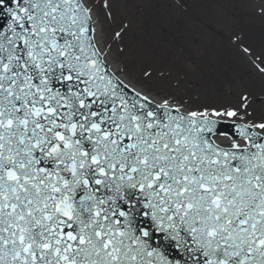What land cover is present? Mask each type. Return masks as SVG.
Wrapping results in <instances>:
<instances>
[{"label": "snow or ice", "instance_id": "6c2138e0", "mask_svg": "<svg viewBox=\"0 0 264 264\" xmlns=\"http://www.w3.org/2000/svg\"><path fill=\"white\" fill-rule=\"evenodd\" d=\"M110 7L0 0V264H264V119L130 87Z\"/></svg>", "mask_w": 264, "mask_h": 264}, {"label": "rangeland", "instance_id": "374dc122", "mask_svg": "<svg viewBox=\"0 0 264 264\" xmlns=\"http://www.w3.org/2000/svg\"><path fill=\"white\" fill-rule=\"evenodd\" d=\"M130 1L111 0V7L103 8V39L111 55L120 56L128 50L129 41L136 40L138 50L126 61L119 60L126 74L130 70L139 72L152 80L144 84L149 91L192 111L223 112L235 106L233 102L217 100L220 93L203 95L205 87L212 92L234 89L239 100L247 92L251 99L242 79L228 74L226 69L236 52L245 55V48L250 52L245 56L251 68L258 72L257 65L264 67L260 64L264 49L251 42L258 27L264 30V0H138L137 6ZM104 3L110 4V0ZM157 7L160 14L155 11ZM116 32L121 36L116 37ZM160 43H168V51ZM261 76L254 84L258 90L252 91L255 102L264 96V75ZM199 85L200 89L192 90ZM185 90L193 93L192 104L179 97ZM214 94L218 98L213 99Z\"/></svg>", "mask_w": 264, "mask_h": 264}, {"label": "bare ground", "instance_id": "6f19581e", "mask_svg": "<svg viewBox=\"0 0 264 264\" xmlns=\"http://www.w3.org/2000/svg\"><path fill=\"white\" fill-rule=\"evenodd\" d=\"M137 1L138 0H131L130 3L133 4V6H137ZM114 4V1H113ZM110 5H111V0H110ZM159 7V6H158ZM158 7L157 9H155V11H158ZM159 13V11H158ZM160 14V13H159ZM98 15H99V23L97 25V29L100 35V39L104 42V26H106V22H105V18L103 17V8H100L98 10ZM130 40V38H129ZM131 41V42H130ZM127 46L128 50H124L123 53H120V56H115V55H111L110 59L113 61V66L114 67H118L120 69H122V78L125 80V83L129 84L132 87H135V89L137 90H144V94H147L148 96L151 97H157V98H163V99H167L164 97L159 96L158 94L149 91L144 84L148 83V82H152V80H147L144 78V76L140 75L139 72H136L135 70H130L128 72V74H126L123 71L122 68V64L119 63V60L121 59L123 62L126 61L128 56H131L133 53H135L138 50L137 44H136V40L132 41L130 40ZM251 42L253 43L254 46H256L257 48H262L264 49V30H262L261 27H258L253 36H251ZM162 44L163 48H165V51H168V43H160ZM179 51V50H178ZM182 53V51H181ZM250 53V52H249ZM246 55V54H245ZM244 54H241L240 52L237 53L236 52V56L234 58L231 59V63L230 66H227L226 72L228 70V74L234 76L235 78L238 79H242V83L244 84V86L246 88H248V90H250V97L251 99H249L247 92H246V97L248 98L247 101H245L246 103L250 104V107L248 108V112L251 116V118L253 120H256L259 117H262L264 119V96H263V100H261L260 102H255L254 97L252 96V91L255 88L256 90H258V87L255 84V82L259 81L260 79H262V76L258 74V72H256L255 70H253L251 68V66L249 65L248 61H247V56H245ZM246 74V75H245ZM246 76L249 77V80L246 79ZM201 85L199 86H194L192 90H198L200 89ZM201 91V90H200ZM204 92H202V94L206 95V96H210L208 94V92L211 93H220V97L217 100L220 101H226L227 103H231L233 102L235 105L233 107L236 108L241 100H239V97L237 98V93L236 91L230 90V92H219V91H209L207 89V87H205V89L203 90ZM193 93H191L190 91L188 92V90L182 91L179 97H184V101L186 104H192V102H194V97L192 96ZM191 97V99H190ZM253 97V98H252ZM213 99L218 98L216 94H214L212 96ZM236 101V102H235ZM239 101V102H238ZM176 104V103H175ZM176 106H180L182 108V111H192V109L190 110L187 107H184V105H176ZM218 119H224L225 121H231V122H235V123H239V121H234L233 118H229V117H220Z\"/></svg>", "mask_w": 264, "mask_h": 264}, {"label": "water", "instance_id": "95a60500", "mask_svg": "<svg viewBox=\"0 0 264 264\" xmlns=\"http://www.w3.org/2000/svg\"><path fill=\"white\" fill-rule=\"evenodd\" d=\"M5 19H6V17H5ZM0 22H3V21L0 20ZM130 87H132V86H130ZM138 91H142L144 93V90H138ZM149 98L153 100L154 104H158V103L163 102L165 100L163 98H157V97H151V96H149ZM168 101L170 104L176 105L175 101H172V100H168ZM181 110H182V108H181ZM218 121H219V131L221 134H224V133L233 134L235 132L234 128L232 127V125H233L232 122H225V121H220V120H218ZM168 254H169V256H173V257L176 256L175 249H168Z\"/></svg>", "mask_w": 264, "mask_h": 264}]
</instances>
